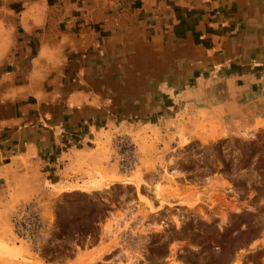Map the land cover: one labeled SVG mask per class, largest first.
<instances>
[{
  "label": "crops",
  "instance_id": "crops-1",
  "mask_svg": "<svg viewBox=\"0 0 264 264\" xmlns=\"http://www.w3.org/2000/svg\"><path fill=\"white\" fill-rule=\"evenodd\" d=\"M123 10L100 25L119 32L104 30L98 50L89 32L44 35L35 19L23 21L37 33L27 35L35 50L23 71L0 56L1 219L31 200L46 208L74 186L112 185L114 132L175 138L204 112L264 119V0H136ZM64 49L72 59L62 63Z\"/></svg>",
  "mask_w": 264,
  "mask_h": 264
},
{
  "label": "rangeland",
  "instance_id": "rangeland-1",
  "mask_svg": "<svg viewBox=\"0 0 264 264\" xmlns=\"http://www.w3.org/2000/svg\"><path fill=\"white\" fill-rule=\"evenodd\" d=\"M134 1L0 0V56L23 71V55L35 50L27 35H37L23 32V21L35 19L44 35L89 32L98 50L104 30L118 34L117 24L101 26L125 18ZM69 3L85 8L62 13ZM65 49L62 63L72 59ZM219 115L182 123L175 138L125 133L138 151L131 173L121 175L109 155L112 185L93 181L46 208L38 203L47 237L37 257L0 218V264H264V119L228 123Z\"/></svg>",
  "mask_w": 264,
  "mask_h": 264
},
{
  "label": "built area",
  "instance_id": "built-area-1",
  "mask_svg": "<svg viewBox=\"0 0 264 264\" xmlns=\"http://www.w3.org/2000/svg\"><path fill=\"white\" fill-rule=\"evenodd\" d=\"M110 161L121 175L131 173L138 164V151L135 143L126 134L110 138ZM11 237L36 257L47 237V225L39 204L31 200L19 205L10 214Z\"/></svg>",
  "mask_w": 264,
  "mask_h": 264
}]
</instances>
